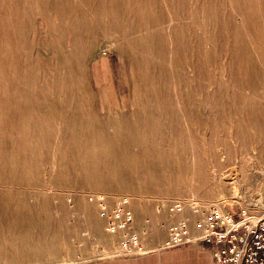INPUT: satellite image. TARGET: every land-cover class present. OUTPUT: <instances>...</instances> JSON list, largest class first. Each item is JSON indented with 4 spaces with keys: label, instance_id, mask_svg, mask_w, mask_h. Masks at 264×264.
I'll use <instances>...</instances> for the list:
<instances>
[{
    "label": "bare ground",
    "instance_id": "obj_1",
    "mask_svg": "<svg viewBox=\"0 0 264 264\" xmlns=\"http://www.w3.org/2000/svg\"><path fill=\"white\" fill-rule=\"evenodd\" d=\"M217 43L233 54L229 81L236 92L227 90L211 69ZM98 48L117 52L130 70L126 112L110 113L103 96L89 91L87 63ZM230 97L241 112L235 135L247 147L252 143L249 126L255 120L257 125V116L264 119V0H0V175L46 173L41 147L52 137L68 144L121 136L167 142L159 150L162 155L185 157L188 145L203 178L198 187L206 173L201 157L216 154L201 149L204 138L196 131L204 129L206 112ZM262 133L263 123L258 136ZM99 151H84L83 160L109 154ZM223 154L218 151V157ZM181 179L174 184L185 186ZM89 221L94 228V220ZM13 234L32 251L39 249L31 250L29 240L46 239L49 229L17 226Z\"/></svg>",
    "mask_w": 264,
    "mask_h": 264
},
{
    "label": "rangeland",
    "instance_id": "obj_2",
    "mask_svg": "<svg viewBox=\"0 0 264 264\" xmlns=\"http://www.w3.org/2000/svg\"><path fill=\"white\" fill-rule=\"evenodd\" d=\"M110 49H97L94 60L87 63V76L89 91L102 95L101 98L111 107L110 113L117 115L128 110L126 102L131 94L132 80L124 58ZM214 49L218 57L211 68L214 76L224 83L227 90L236 92L237 88L229 81V70L234 64L233 54L229 53L227 45L220 43ZM248 50L255 55L252 46ZM233 103L230 97L225 105L208 110L206 125L201 126L204 129L195 130L199 132L200 140L204 138L201 149L216 154L214 157L210 156L212 153L209 157H201L202 163L206 165V173L203 184L198 187V179L203 178L196 173L188 145L187 155L178 157L176 153L162 155L159 152L168 146L167 142H137L120 136L106 142L74 140L65 144L52 137L41 147L44 152L42 164L48 167L46 173L14 172L0 175V264H44L119 256L118 242L121 235H111L106 231L96 203L88 200L91 195H103L108 202L122 196L129 199L135 220L132 231L138 235L146 251L158 248L165 239L169 222L168 207L175 201L194 200L203 206L216 204L231 213L245 210L248 216H258L264 198V136L263 133L258 136V132L262 130V123L264 126V119L257 116V125L255 120L247 130L252 143L247 147L240 146V139L235 134L240 132L238 125L241 112L233 107ZM262 106L264 113V104ZM249 119L253 121L252 116ZM86 150H100L109 154H101L87 163L83 160ZM114 151L120 153L113 155ZM218 151L224 152L222 157H218ZM58 164H62V170L57 169ZM226 172L230 174L229 177H224ZM180 179L187 184H174ZM233 183L237 186L235 195L231 191ZM225 184L228 186L225 187ZM178 187L182 188L179 192L174 190ZM26 206L28 209H25ZM184 213L189 216L190 227L193 229L195 214L189 207L185 208ZM21 214L26 217L20 218ZM92 219L94 228L89 221ZM25 225L31 230L44 229V226L49 229L46 239L34 242L32 240L37 238H32L28 242L31 250L40 251H29L24 247L25 243L14 236V228ZM53 238L54 241L50 240Z\"/></svg>",
    "mask_w": 264,
    "mask_h": 264
},
{
    "label": "built area",
    "instance_id": "obj_3",
    "mask_svg": "<svg viewBox=\"0 0 264 264\" xmlns=\"http://www.w3.org/2000/svg\"><path fill=\"white\" fill-rule=\"evenodd\" d=\"M88 200L96 203L106 231L121 235L119 256L150 251L143 250L140 238L132 231L135 220L127 197L108 202L103 195H91ZM186 207L195 214L193 229L189 216L184 213ZM168 215L166 236L157 249L202 244L211 250L214 264H264V198L258 216H248L245 210L231 213L216 204L203 206L194 200L172 202Z\"/></svg>",
    "mask_w": 264,
    "mask_h": 264
},
{
    "label": "crops",
    "instance_id": "obj_4",
    "mask_svg": "<svg viewBox=\"0 0 264 264\" xmlns=\"http://www.w3.org/2000/svg\"><path fill=\"white\" fill-rule=\"evenodd\" d=\"M44 264H214L211 250L202 244H186L170 249H152L134 256H110L86 261Z\"/></svg>",
    "mask_w": 264,
    "mask_h": 264
}]
</instances>
